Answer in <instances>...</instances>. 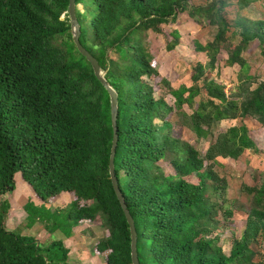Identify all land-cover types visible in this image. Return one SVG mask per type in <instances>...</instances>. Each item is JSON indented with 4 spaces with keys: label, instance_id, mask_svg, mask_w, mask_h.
<instances>
[{
    "label": "trees",
    "instance_id": "16d2710c",
    "mask_svg": "<svg viewBox=\"0 0 264 264\" xmlns=\"http://www.w3.org/2000/svg\"><path fill=\"white\" fill-rule=\"evenodd\" d=\"M69 3L0 0V264H70L65 240L46 245L6 228L5 197L17 175L46 205L62 193L70 198L64 216L61 207H29V224L44 221L71 237L102 216L108 234L95 243L96 253L106 255L105 264H132L130 226L111 177V99L73 41ZM77 4L84 6L78 8L82 44L119 96L115 171L135 220L140 264H264V172L241 185L247 201L240 206L228 197L235 188L230 177L215 170L246 150L264 155V79L246 57L259 49L264 61V18L238 14L233 23L229 0ZM185 17L217 29L206 44L195 43L207 62L182 47L176 26ZM149 32L192 68L190 87L176 88L160 72ZM221 63L240 66L229 92L214 79ZM178 118L195 138H211L204 155L176 133ZM224 121L238 124L220 130ZM235 209L246 213L240 234L232 228Z\"/></svg>",
    "mask_w": 264,
    "mask_h": 264
},
{
    "label": "rangeland",
    "instance_id": "374dc122",
    "mask_svg": "<svg viewBox=\"0 0 264 264\" xmlns=\"http://www.w3.org/2000/svg\"><path fill=\"white\" fill-rule=\"evenodd\" d=\"M210 1L211 0H194V3L196 5H200L207 4ZM242 1L243 0H229V2L231 3V6L228 8V17L230 21L233 22L238 14L249 17L251 19L264 18V0H248V5L244 6H242ZM79 7L84 11L83 5H80ZM183 22L185 23L176 26V28L179 29L181 33V41L183 45L182 47L185 50L190 51L195 59L207 62L208 58L206 54L204 52L197 51L195 43L201 42L203 44H206L209 40H212L214 38L217 29L214 27L194 24L188 19L184 20ZM147 38L150 39L151 42H154V46L152 43V47L159 62L160 72L168 79H170L174 87L179 88L182 85L190 87L192 85L190 77L192 68L185 67L183 63L179 62L176 58L167 53L165 50L164 40H162L160 36L149 32ZM235 40H238V38L235 37ZM259 51L260 50L257 49L255 52H253V54L246 53V57L255 66L254 67L251 65L252 67H254L256 74L260 73V80H262L264 79V61ZM239 71L240 66L228 68L221 63L219 73L218 75H214V79L218 82L225 83V85L227 86L226 90L229 92V90L233 87V83L237 80V74L239 73ZM198 100L199 98H197V101ZM168 101H170L171 104L174 102L172 97H168ZM185 110L189 114L192 113V109H190L188 106H185ZM178 120L179 118L173 120L174 125H176L174 126V130H176V133L180 134L183 139L197 146L202 155H204L210 143L209 139L211 138H195L193 133L188 128H185L181 121V123H179ZM236 123L238 124L237 121H224L219 126V129L226 130L231 126L236 125ZM246 124L250 128H256L258 126L254 121L251 120H247ZM223 161L225 162V164L215 166V170L219 174H224L230 177L231 183L235 188L230 190V192L228 193V197L230 199L235 198V203L237 205L243 206L247 201V198L246 196L243 197V195L240 194L239 189L241 188L242 184L250 183V177L252 173L255 174L257 172H264V155L255 154L250 152L249 150H246L240 156V158L236 160L227 159ZM7 198L11 204L9 214L7 215L5 221V226L8 230L14 231L19 234H28L29 236H34L41 242L46 243V245H49L58 238L65 240V245L70 249V264H105L106 255H99L94 249L97 240L105 237L108 234V229L103 226L104 219L102 216H100L96 222L83 223L81 226L75 228V231L71 237H67L59 230H49L45 225L47 223H45L44 221L34 223L32 225L29 224V207H40L42 209H45L46 212L47 210L49 211V209L54 211L57 210V207H55L56 202H53V200L49 202V205H46L39 201L33 193L30 185L27 182L23 181L19 175H17L16 189L11 194L5 197V199ZM2 199H4V197ZM60 205L62 206L61 210H63L60 213L62 214V216H64L67 213V210L65 209L68 208L67 206L69 205V202L67 204L61 203ZM57 216H59V213ZM245 218L246 213L243 210H234L233 219L235 224L232 228L238 234H240L243 229ZM230 244L231 240L229 238L223 240L224 248H229ZM262 244H264V238Z\"/></svg>",
    "mask_w": 264,
    "mask_h": 264
},
{
    "label": "water",
    "instance_id": "95a60500",
    "mask_svg": "<svg viewBox=\"0 0 264 264\" xmlns=\"http://www.w3.org/2000/svg\"><path fill=\"white\" fill-rule=\"evenodd\" d=\"M78 8L79 6L77 4V0H70L68 14H69V19H70V24H71L72 38H73L75 45H77L79 51L82 53V55H85L88 58V60L92 63L96 76L102 82V84L107 89L110 95L111 118H112V125H113L112 155H111V160H110L111 177L113 180L115 193L117 195V198L121 204V207L126 215L127 221L130 226L132 264H140L138 248H137L138 233H137V229L135 226V220L127 207V204L121 192L119 182L116 176V171H115V156H116L117 145H118V140H119V133H118L119 96H118L117 91L114 89L111 83L107 80L106 72L103 71L99 59L82 44V41H81L82 26L78 18Z\"/></svg>",
    "mask_w": 264,
    "mask_h": 264
},
{
    "label": "crops",
    "instance_id": "0c3cea01",
    "mask_svg": "<svg viewBox=\"0 0 264 264\" xmlns=\"http://www.w3.org/2000/svg\"><path fill=\"white\" fill-rule=\"evenodd\" d=\"M69 200H70V198L68 197V195L65 193H62L53 202H56L55 207H62L60 204L61 203L67 204L69 202ZM47 205H49V204H47ZM74 231H75V229H74Z\"/></svg>",
    "mask_w": 264,
    "mask_h": 264
}]
</instances>
